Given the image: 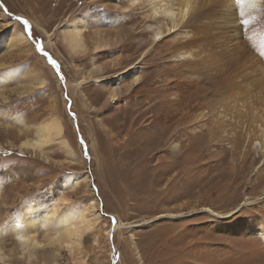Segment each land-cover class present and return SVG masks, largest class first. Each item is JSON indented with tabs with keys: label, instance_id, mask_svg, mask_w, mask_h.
<instances>
[{
	"label": "rangeland",
	"instance_id": "1",
	"mask_svg": "<svg viewBox=\"0 0 264 264\" xmlns=\"http://www.w3.org/2000/svg\"><path fill=\"white\" fill-rule=\"evenodd\" d=\"M140 3L0 0V35L16 26L27 39L13 44L0 38V74L23 68L43 82L22 81L18 73L0 85V264H264V147L255 140V125L245 109L232 108L237 93L209 91L199 109L176 113L175 121L164 126L169 132L161 135L159 118L169 111L175 91L159 99L151 85L144 97L129 95L146 73L149 80L167 84L178 59L147 58L154 48L160 54L168 47L157 48L155 34L157 43L171 35L166 20L150 21ZM85 10L102 16L96 26L83 27V48L71 52L64 39L66 24ZM104 13L113 21L107 23ZM15 16L29 21L35 40L60 65L64 81L35 51ZM99 35L108 44L96 53ZM208 65H196V73L188 74L211 88L216 72ZM53 117L61 122L72 158L57 141L48 145L44 158L20 153L33 126ZM70 174L83 175L76 188L49 198V190ZM56 193L70 203L59 202ZM42 199L48 211L56 204L59 214L80 204L89 212L88 204L95 202L102 222L94 230L103 234V222L112 225V217L126 225L99 245L87 232L78 245L74 238L71 246H53L48 244L52 234L39 229L34 246H26L27 237L18 240L20 246L9 225L24 214L26 201L36 205ZM245 222H256V233L242 229ZM134 224L140 226L131 230Z\"/></svg>",
	"mask_w": 264,
	"mask_h": 264
},
{
	"label": "bare ground",
	"instance_id": "2",
	"mask_svg": "<svg viewBox=\"0 0 264 264\" xmlns=\"http://www.w3.org/2000/svg\"><path fill=\"white\" fill-rule=\"evenodd\" d=\"M134 4H136V0H131V6H134ZM139 5H141V10L147 11L148 15L146 14V17L150 21L159 18L166 20L168 24L167 32L171 35L166 41L157 43L160 36L159 34H155L157 48H160V46L165 47L166 45L168 47L160 54L156 53V48H154L147 58L158 60L165 55H170L172 58L178 59V62L167 73L169 77L167 84L163 82L157 84L151 79L150 81L148 79L150 76L148 77L146 73L142 77V79L144 78L143 82L138 83L129 95L130 98L132 95L144 97V93L149 90L151 85H156L153 92L159 95V99L165 91H175L174 95H176V98L173 102L171 100V106L168 107V112L172 114L166 112L167 114L165 113L159 118L161 135L167 134L168 129L164 126L166 124L170 126L171 122L175 121L176 113L184 109H187L189 112L199 109L200 98L204 93L216 91L222 96L235 92L237 93V99H235L236 103L232 104V108L245 109L250 115L249 119L252 120V123L255 125L254 128L259 135L255 140L258 141L261 150H263L264 1L141 0ZM173 5H177L176 9H174ZM101 16V13L94 10H85L66 24L68 32L65 33L64 39L66 47L71 52H76L83 48L81 39L83 27L88 24L96 26ZM103 16L107 19V23L113 21L111 15L104 13ZM0 38L8 39L6 41L13 44L27 42L25 35L16 26L11 29V32H7L3 36L0 35ZM107 44V41H104L101 35H99L95 39L94 51L97 53L102 47L107 46ZM254 50H257L259 55H252V51ZM204 62L210 63L208 66L212 67L216 72L211 88L200 86L197 79L188 74V71L196 73L193 67ZM29 73L23 68L8 70L4 74H0V85L7 79H13L17 74L20 75L22 81L28 80L30 83L43 84V82L37 80L38 78L32 77ZM109 95L111 100L115 98L114 91H111ZM237 103H240V105ZM241 113L243 112L241 111ZM259 124L260 126H258ZM33 127V135L27 136L21 141L19 146L20 153H30L44 158L45 149L48 145L53 141H57L67 158H72L73 152L71 147L62 139L63 128L58 118L53 117L48 120H42ZM82 176L70 174L61 178L53 186L54 188L51 191L49 190L47 195L51 198L54 192L62 189L72 190L76 188ZM56 197L63 204L69 202L60 193H56ZM44 202L45 200L42 199L35 202L36 205H31V201H26L24 214L11 221L9 225L10 231L17 242L22 237H27L26 243L30 244H26V246H34L36 231L43 229L45 232L52 234L48 244L53 246H71L73 245L72 239L74 238L77 239L76 244L78 245L81 237L87 232L92 233L95 243L99 245L101 239L108 238L110 233L123 229L126 225L119 221L115 226H106L103 222L106 227L103 234L98 229L94 230L96 225L102 220L95 202L88 204L89 212L87 206L85 208L83 204H80V207H75L63 214L57 212V205L53 203H51L53 210L48 211L47 205ZM50 202H53V200L51 199ZM162 217L169 218L168 215H161ZM229 217L230 215H226L224 218ZM156 221H147L146 224L149 225ZM255 223L245 222L242 229L256 233L258 224ZM139 226L134 224L130 225V228L131 230H135ZM262 234L264 241V231ZM21 242L19 241L18 244L23 246L24 244Z\"/></svg>",
	"mask_w": 264,
	"mask_h": 264
},
{
	"label": "snow or ice",
	"instance_id": "3",
	"mask_svg": "<svg viewBox=\"0 0 264 264\" xmlns=\"http://www.w3.org/2000/svg\"><path fill=\"white\" fill-rule=\"evenodd\" d=\"M114 2V0H113ZM3 8V5H0V9ZM186 11V10H185ZM15 20L20 22L23 25L24 30L27 32L28 34V39L31 40L34 44H35V51L37 53H40L41 55H43L46 59L47 62L51 65V67L56 71L57 75L59 76V79L61 81H64V76L62 74H60V65L57 63L56 60H54L49 54L48 52L44 51L43 46H42V42L41 41H37L35 40L32 30H31V25L29 24V21L27 19H24L22 16H15ZM118 87V85H116ZM69 110H70V105H69ZM70 115H72L73 119H75V114L71 113L70 111ZM77 132H79V126L77 125ZM79 142L83 148V151L87 154L88 153V148L85 144V141L83 139V137L79 138ZM111 223L113 226L116 225L117 221L115 219V217L111 218Z\"/></svg>",
	"mask_w": 264,
	"mask_h": 264
}]
</instances>
